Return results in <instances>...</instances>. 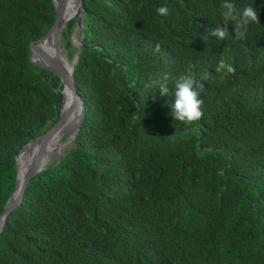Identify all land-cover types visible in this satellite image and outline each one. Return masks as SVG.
<instances>
[{"label":"trees","instance_id":"trees-1","mask_svg":"<svg viewBox=\"0 0 264 264\" xmlns=\"http://www.w3.org/2000/svg\"><path fill=\"white\" fill-rule=\"evenodd\" d=\"M233 2L259 13L243 40L222 0L85 1V118L9 217L0 264H264V0ZM55 19L53 0H0V213L16 156L61 114V79L30 61ZM77 22L62 34L69 61ZM165 73L203 83L200 120L170 115L171 82L168 96L144 88Z\"/></svg>","mask_w":264,"mask_h":264},{"label":"water","instance_id":"water-1","mask_svg":"<svg viewBox=\"0 0 264 264\" xmlns=\"http://www.w3.org/2000/svg\"><path fill=\"white\" fill-rule=\"evenodd\" d=\"M56 9V19L47 32V34L30 45V61L45 69L61 79L62 85L64 86L63 94V106L61 114L57 123L45 134L31 140L16 156V168L17 178L15 189L7 201L2 213H0V237L4 232L7 221L12 213L18 210L24 202L26 190L30 182L40 173L44 172L49 165L46 160V151L49 140L51 137L59 131L64 125L76 115L77 125L72 136L67 139L70 142V147L75 146V140L77 134L81 128L82 122L85 118L86 108L85 104L78 93L75 85L74 71L75 67L79 62V58L83 50L85 49V36L86 30L83 25V17L86 14L85 1L79 0V9L77 13L67 20V9L70 0H53ZM74 18H77V28L72 36L73 44L77 48V52L74 55L72 61H69L65 55V47L62 41V34L67 26L68 22ZM80 35V37H78ZM51 43L53 48L52 53L47 52L44 49L45 44ZM69 95V98H67ZM33 145H38L37 152L25 166L20 163V156L29 150ZM66 152H61L58 156L57 164H59Z\"/></svg>","mask_w":264,"mask_h":264},{"label":"clouds","instance_id":"clouds-1","mask_svg":"<svg viewBox=\"0 0 264 264\" xmlns=\"http://www.w3.org/2000/svg\"><path fill=\"white\" fill-rule=\"evenodd\" d=\"M221 16L224 24H232L235 30V39L243 40L246 38L251 24L260 23L257 9L251 5H246L238 10L233 0H222L220 5ZM160 15H167L168 8L160 7L157 9ZM210 35L219 41H225L230 35L226 28L216 25L214 30H210ZM220 68H225L222 64ZM227 73H234L235 69L231 65L226 66ZM174 87L175 102L171 103L170 115L175 121L187 124L200 120L203 116V100L200 98L201 91L204 88L202 82L197 81L190 75H179L172 78L169 74H163L159 79H154L144 84L145 89L152 90V94L160 96L169 95V83Z\"/></svg>","mask_w":264,"mask_h":264},{"label":"bare ground","instance_id":"bare-ground-1","mask_svg":"<svg viewBox=\"0 0 264 264\" xmlns=\"http://www.w3.org/2000/svg\"><path fill=\"white\" fill-rule=\"evenodd\" d=\"M79 9V0H70L68 9H67V20L68 18L73 17ZM44 49L52 53L53 48L51 46V43H47L44 46ZM67 98H69V95H67ZM77 125V118L76 115L71 118L63 128H61L59 131H57L49 140L47 151H46V160L48 161V164L52 163L56 156H59L61 152H66L70 147V142L64 141V138L69 136L68 139L72 136L76 129ZM38 145H33L29 150L24 152L20 156V163L24 164L25 166L28 164V162L31 160V158L34 156V154L37 152Z\"/></svg>","mask_w":264,"mask_h":264},{"label":"rangeland","instance_id":"rangeland-1","mask_svg":"<svg viewBox=\"0 0 264 264\" xmlns=\"http://www.w3.org/2000/svg\"><path fill=\"white\" fill-rule=\"evenodd\" d=\"M78 37H79V36H78ZM64 52H65V55H67L66 51H64ZM68 137H69V136L65 137V138H64V141H66V140L68 139ZM57 160H58V156H56V158L54 159L53 163H54L55 161H57Z\"/></svg>","mask_w":264,"mask_h":264}]
</instances>
